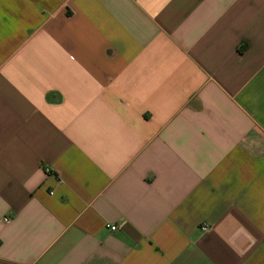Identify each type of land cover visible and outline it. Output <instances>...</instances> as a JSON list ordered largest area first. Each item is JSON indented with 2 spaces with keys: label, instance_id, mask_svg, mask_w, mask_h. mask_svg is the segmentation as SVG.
<instances>
[{
  "label": "crops",
  "instance_id": "1",
  "mask_svg": "<svg viewBox=\"0 0 264 264\" xmlns=\"http://www.w3.org/2000/svg\"><path fill=\"white\" fill-rule=\"evenodd\" d=\"M0 264H264V0H0Z\"/></svg>",
  "mask_w": 264,
  "mask_h": 264
},
{
  "label": "built area",
  "instance_id": "2",
  "mask_svg": "<svg viewBox=\"0 0 264 264\" xmlns=\"http://www.w3.org/2000/svg\"><path fill=\"white\" fill-rule=\"evenodd\" d=\"M46 172H47V173H50V170H47V169H46ZM51 194H52V192H51ZM4 221L7 222L8 219H4ZM109 229H110L111 231H116L118 228H116L115 226H110ZM207 229H208L207 226H203V227L201 228V231L205 232V231H207Z\"/></svg>",
  "mask_w": 264,
  "mask_h": 264
}]
</instances>
